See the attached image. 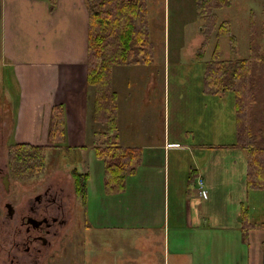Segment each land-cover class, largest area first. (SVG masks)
Instances as JSON below:
<instances>
[{
	"label": "crops",
	"instance_id": "0c3cea01",
	"mask_svg": "<svg viewBox=\"0 0 264 264\" xmlns=\"http://www.w3.org/2000/svg\"><path fill=\"white\" fill-rule=\"evenodd\" d=\"M87 38L86 0H0V72L14 78L18 88L26 80L29 89L26 94L21 91V97L19 92L20 104L25 101L28 109L16 118L19 130L28 129L30 141L17 142L49 145L51 110L63 106L65 128L59 149L86 155H82L88 174L84 223L96 232L91 237L95 263L109 264L113 259L116 264H264V214L252 210L249 221L255 227L242 229L241 207L254 200L245 194L243 154L229 145L206 144L166 128L123 134L118 111L119 144L136 148L140 164L121 192H106L104 164L94 150L103 141L104 129L89 126L90 119L96 122L86 82ZM120 69L113 67L111 77L117 107L122 83L115 72ZM13 81L10 88L15 91ZM217 99L225 111L223 122L235 125L230 94ZM73 119L77 127L69 125ZM228 155L238 160L226 168ZM98 200L99 212L94 207ZM100 238L110 249L105 259L97 255L103 247Z\"/></svg>",
	"mask_w": 264,
	"mask_h": 264
},
{
	"label": "rangeland",
	"instance_id": "374dc122",
	"mask_svg": "<svg viewBox=\"0 0 264 264\" xmlns=\"http://www.w3.org/2000/svg\"><path fill=\"white\" fill-rule=\"evenodd\" d=\"M146 4L153 61L149 65L115 66L121 67V72L116 71L115 76L116 81L122 83V88L118 90L117 107L122 133L136 135L145 129L158 132L166 128L170 131L194 135L195 140L206 144L229 145L228 148L235 149L232 146L236 144V127L233 123L223 122L225 111L219 107L217 97L204 93L203 78L207 63L213 57L216 44L220 46L221 60L246 58L249 55L251 32L254 30L260 31L256 43H259L260 53L264 58V0H232L229 7L217 10L215 12L218 18L217 25L201 56H198V51L211 23L196 15L194 0H146ZM250 18H252L254 30L252 25L250 28ZM224 21L229 23L230 33L217 36V28ZM10 79L7 73L0 72V166L7 165L8 169L11 147L18 143L17 141H30L28 129L27 131L19 130L17 120L20 118H16L23 108L24 111L28 109L25 101L20 104L19 100V92L21 97V91L26 94L29 90L27 81L25 80L23 85L20 83L18 88L16 82L13 81L14 78ZM12 81L18 90L14 88V91L10 88ZM87 88H90L88 99L90 108H92L95 88L88 86ZM91 113H93L92 109ZM28 116L31 117L27 114ZM84 117V125L87 127L86 115ZM73 121L74 119L69 125L75 127L76 123ZM89 126L90 130L92 128L105 130V125L98 122L93 124L91 119ZM14 135L16 137H13ZM235 150L243 154L245 162V153L238 149ZM82 155L86 156L70 149L64 152L59 148H47L44 171L28 180L18 179L21 181L16 186V194L19 199L23 196H33L46 183H52L53 187H62L66 194H70L66 199V206L71 212L68 225L78 222L81 230H87L86 241L89 248V241L91 242V237L96 232L89 225L85 226L84 219L87 217V211L85 212L80 206L79 200L74 201L75 194L70 192L71 187L73 190L72 181L70 183L72 169L87 172V164ZM224 160L222 163L229 168L238 159L236 155H228ZM179 161L183 160L179 159ZM200 194L205 196L206 192ZM245 194L247 199L254 200L253 204L247 203V206H244L245 208L250 207L249 213L254 210L264 214V190L247 191L246 188ZM94 207L99 212L102 203L98 200ZM71 209L77 211V217ZM99 242L103 247L97 250L98 258L105 259L107 251L110 252L107 240L100 238ZM91 257L96 258L94 253ZM60 264H67V262ZM109 264H116V262L111 259Z\"/></svg>",
	"mask_w": 264,
	"mask_h": 264
},
{
	"label": "trees",
	"instance_id": "16d2710c",
	"mask_svg": "<svg viewBox=\"0 0 264 264\" xmlns=\"http://www.w3.org/2000/svg\"><path fill=\"white\" fill-rule=\"evenodd\" d=\"M232 0H194L198 17L209 20L205 40L198 56L205 52L217 23V10L229 7ZM88 38L86 82L95 88L93 120L105 125L103 141L94 146L96 157L104 163L106 192L124 189L125 179L133 174L140 155L136 148L119 144L117 135V94L112 89V70L115 66L149 65L153 61L149 37L146 0H86ZM250 28L252 18H250ZM218 34L230 33V25L222 22ZM254 30V26H253ZM260 31L251 32L249 55L237 60H221L216 44L213 57L204 73V93L223 97L230 94L234 107L236 144L232 147L245 153L246 188L264 190V58L256 43ZM63 106L51 110L47 146L16 143L9 151V172L13 178L28 180L45 169V150L60 148L64 138ZM216 147L211 146V149ZM73 192L85 210L87 205L88 174L71 171ZM242 229L251 230L249 211L241 207ZM261 227H264L262 225ZM248 232V231H247Z\"/></svg>",
	"mask_w": 264,
	"mask_h": 264
},
{
	"label": "flooded vegetation",
	"instance_id": "af4514ba",
	"mask_svg": "<svg viewBox=\"0 0 264 264\" xmlns=\"http://www.w3.org/2000/svg\"><path fill=\"white\" fill-rule=\"evenodd\" d=\"M20 181L7 165L0 166V264H96L91 257L96 247L91 240L88 248L87 230L78 222L68 225L70 194L46 183L33 196L19 199Z\"/></svg>",
	"mask_w": 264,
	"mask_h": 264
}]
</instances>
